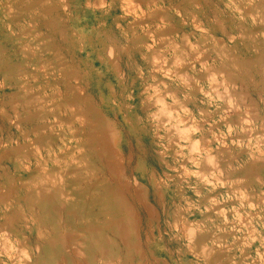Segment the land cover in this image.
Masks as SVG:
<instances>
[{
	"label": "rangeland",
	"instance_id": "obj_1",
	"mask_svg": "<svg viewBox=\"0 0 264 264\" xmlns=\"http://www.w3.org/2000/svg\"><path fill=\"white\" fill-rule=\"evenodd\" d=\"M0 264H264V0H0Z\"/></svg>",
	"mask_w": 264,
	"mask_h": 264
},
{
	"label": "bare ground",
	"instance_id": "obj_2",
	"mask_svg": "<svg viewBox=\"0 0 264 264\" xmlns=\"http://www.w3.org/2000/svg\"><path fill=\"white\" fill-rule=\"evenodd\" d=\"M130 2V1H129ZM212 85V84H211ZM225 88V87H224ZM215 93V92H214ZM160 105V104H159ZM162 107H163V105H161ZM164 109H165V107H164ZM167 109V108H166ZM163 111V110H162ZM164 112H165V110H164ZM163 112V113H164ZM162 113V114H163ZM166 113V112H165ZM168 114V113H167ZM166 116V115H165ZM182 119V118H181ZM181 123V122H180ZM259 128V127H258ZM183 140V139H182ZM109 147V146H108ZM114 152V151H113ZM95 158H96V162H98V164L100 165L101 163H102V160H103V155L101 154V151L100 150H95ZM208 154H206L205 156H207ZM86 157V156H85ZM108 157H109V155H108ZM210 157V156H209ZM110 158V157H109ZM65 159V158H64ZM116 159V158H115ZM207 159V158H206ZM107 160V159H106ZM42 161V160H41ZM110 161V160H109ZM205 161V160H204ZM207 161H209V159L207 160ZM206 161V162H207ZM211 162V161H210ZM44 163V162H43ZM107 163V162H106ZM208 163V162H207ZM62 166H63V168H64V171H66V170H68L69 169V163H68V161H63L62 163ZM44 166V165H43ZM94 167V166H93ZM43 168V167H42ZM46 168V167H45ZM95 168V167H94ZM44 169V168H43ZM40 170H42L41 169V167H40ZM45 170V169H44ZM44 170L42 171L43 172V176L45 177V176H48L47 174H46V172H44ZM64 173V172H63ZM81 175V174H80ZM43 176H42V178H43ZM53 176H54V174H53ZM84 176V175H83ZM92 176H94V177H96V173H93L92 174ZM76 178H78V180H76ZM49 181H50V179H49ZM57 183H59V185H62V186H65L66 185V183H68V182H70V181H74V182H76V186L74 187V188H71V189H69V191H68V201H66L65 200V203L64 202H61L60 203V205L59 206H56L55 205V207H57V209H55L56 210V212H55V214L56 215H59L60 217H59V220L58 221H54L53 222V224L54 225H52V227H51V231L50 232H56V233H59V232H61L62 231V233H64V231L66 230H69L68 228L69 227H73L76 223L78 224V223H80L81 221H84V219H85V215H84V213H81L79 216H74L70 211H71V206H70V200H71V198H74V197H80V198H83V197H85L86 196V194L88 193L87 192V190H81V185H85V186H87L86 185V180L84 181V180H79V175L76 177V176H74V177H71V175L70 174H66L65 175V177H63V178H61V177H59V179L58 180H55ZM41 182V184L43 185V183H44V180H41L40 181ZM54 183V182H53ZM40 184V185H41ZM47 184H49V183H47ZM44 189H46L45 190V192L47 191V188H45V187H43ZM60 194V193H59ZM47 195V194H46ZM54 196V195H53ZM61 196V195H60ZM52 198V197H51ZM58 204V203H57ZM53 205V204H52ZM80 234V233H79ZM81 236L83 237V236H86V235H84L83 233H81ZM38 237V236H37ZM36 238V237H35ZM38 239V238H37ZM65 239H67L68 240V236H67V238H65ZM71 239V238H70ZM77 242V241H76ZM69 243H71V240L69 241ZM65 248H67L65 245L63 246V249H65ZM72 249H74V251L75 252H73V250H72V252L73 253H76V251L78 250V246H76L75 244L72 246ZM66 250V249H65ZM78 252V251H77ZM78 255V254H77ZM81 256V255H80ZM62 260V259H61Z\"/></svg>",
	"mask_w": 264,
	"mask_h": 264
}]
</instances>
